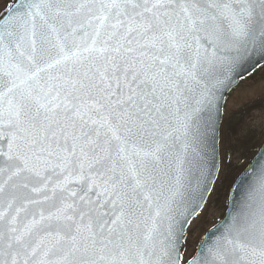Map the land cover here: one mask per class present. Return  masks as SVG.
<instances>
[{
    "label": "snow or ice",
    "instance_id": "snow-or-ice-1",
    "mask_svg": "<svg viewBox=\"0 0 264 264\" xmlns=\"http://www.w3.org/2000/svg\"><path fill=\"white\" fill-rule=\"evenodd\" d=\"M260 60L264 0L6 7L0 264H264V163L246 210L187 249L226 91Z\"/></svg>",
    "mask_w": 264,
    "mask_h": 264
},
{
    "label": "rangeland",
    "instance_id": "rangeland-1",
    "mask_svg": "<svg viewBox=\"0 0 264 264\" xmlns=\"http://www.w3.org/2000/svg\"><path fill=\"white\" fill-rule=\"evenodd\" d=\"M11 2L12 0H0V16L4 13L5 8L8 7ZM253 101H264V67L258 70L252 77L245 80V82H243L231 95H229L224 108L223 120L230 118L236 110L243 107L246 103L248 104ZM243 132H254L257 139H260L250 146L249 152L245 156L242 154H233L231 149L224 142V139L227 137V133L221 132L223 169L220 178H218L216 182V184H218L216 191L219 189L221 183L227 181L229 176L234 173H240L243 168L245 169L248 162L257 152V149L259 148H256L257 145L261 146L262 139L264 140V106L263 108L244 116ZM228 188L229 186H227V189ZM256 189L257 184L254 188H249L247 190L244 195L245 203L248 204L250 202L249 196L255 192ZM256 199L257 201L259 200L258 192H256ZM225 211V208L223 209L220 205H216L212 198L209 199L203 212L193 221L189 228L187 245L189 253L194 252L198 248L205 234L223 218Z\"/></svg>",
    "mask_w": 264,
    "mask_h": 264
},
{
    "label": "bare ground",
    "instance_id": "bare-ground-1",
    "mask_svg": "<svg viewBox=\"0 0 264 264\" xmlns=\"http://www.w3.org/2000/svg\"><path fill=\"white\" fill-rule=\"evenodd\" d=\"M263 67H261V69H262ZM243 82H245V81H242V83ZM241 83V84H242ZM241 84H238V86H237V88L241 85ZM236 88V89H237ZM236 89H234L233 91H232V93L236 90ZM231 93V94H232ZM229 94H230V92H228V93H226V96H229ZM230 94V95H231ZM226 103H227V98L225 97V101H224V104H223V107H225V105H226ZM261 103H262V101H260V102H257L256 103V101H253V102H251V103H246L244 106L246 107L245 108V112H243L244 113V115H245V113L248 111V109L249 108H251V107H253V108H256L257 110H259L260 109V105H261ZM222 107V108H223ZM241 109V108H240ZM240 109H238V110H236L232 115H231V117L230 118H228V119H225V120H223V116H224V113L222 114V123L224 124V125H226V126H230V127H232V129L235 131V133H236V138H237V136L238 135H245V134H248V133H250V132H248V133H244L243 132V130H244V124H241L240 123V121H239V119H238V115H239V112H240ZM215 204L216 205H220L221 207H223L224 206V201L223 200H216L215 201ZM228 204V203H227ZM202 210V208L200 209V211ZM200 211H199V213H200ZM198 213V214H199ZM197 214V215H198ZM197 215L195 216V217H193V221L197 218ZM191 226V225H190ZM190 228V227H189ZM200 245V244H199ZM199 247V246H198Z\"/></svg>",
    "mask_w": 264,
    "mask_h": 264
},
{
    "label": "water",
    "instance_id": "water-1",
    "mask_svg": "<svg viewBox=\"0 0 264 264\" xmlns=\"http://www.w3.org/2000/svg\"><path fill=\"white\" fill-rule=\"evenodd\" d=\"M258 59H259V58H258ZM260 61H263V60H260ZM217 170H218V163H217V168L213 170V181H214V179H215V177H216ZM260 170H261L260 165H257L253 170H251V171L249 172L248 178H249V180H250L252 183H250V184L246 183L245 178H244V179H242V180L239 182L238 185H240V186H242V185L255 186V185L257 184V180H258V176H259V174H260ZM207 195H208V194H207ZM239 197H240L239 199H241L242 202H243V205H244L243 209L245 210V209H246V205H247V203H245V201H244V197H245V196H239ZM228 221H229V220H228Z\"/></svg>",
    "mask_w": 264,
    "mask_h": 264
}]
</instances>
